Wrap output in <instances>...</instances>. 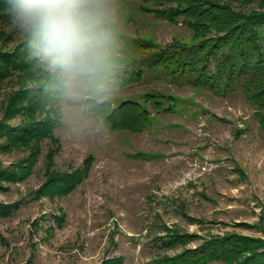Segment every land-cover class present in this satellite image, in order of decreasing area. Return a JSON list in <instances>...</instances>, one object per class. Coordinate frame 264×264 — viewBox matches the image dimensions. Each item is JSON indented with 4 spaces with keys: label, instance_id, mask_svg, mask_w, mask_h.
<instances>
[{
    "label": "rangeland",
    "instance_id": "obj_1",
    "mask_svg": "<svg viewBox=\"0 0 264 264\" xmlns=\"http://www.w3.org/2000/svg\"><path fill=\"white\" fill-rule=\"evenodd\" d=\"M117 4L127 72L143 70L140 79L120 84V102L141 101L152 118L140 131L109 128L79 137L51 104L34 116L21 110L6 119L11 99L35 80L18 73L0 82V120L14 127L49 112L58 120L43 138L0 149V168L29 159L24 178L0 190V202L19 204L0 216V264H157L215 235L264 239V126L255 107L241 88L217 93L147 67L155 52L175 40L190 44L196 34L146 11L144 0ZM258 4L233 3L246 10ZM20 46L0 21V50ZM157 92L175 96L172 111L146 101ZM75 172L85 176L71 192L44 190L55 175Z\"/></svg>",
    "mask_w": 264,
    "mask_h": 264
},
{
    "label": "trees",
    "instance_id": "obj_2",
    "mask_svg": "<svg viewBox=\"0 0 264 264\" xmlns=\"http://www.w3.org/2000/svg\"><path fill=\"white\" fill-rule=\"evenodd\" d=\"M254 1L144 0L146 11L173 23L183 22L197 37L190 44L175 40L167 48L155 52L148 59L147 67L154 70L162 67L168 74L183 76L189 83L205 85L217 93H229L241 88L264 126V0H259L257 8L249 10L233 5L234 2L243 5L244 2L250 4ZM152 3L153 6H150ZM0 21H4L3 16H0ZM20 50L21 46L12 51L0 50V82L18 73L24 81L35 80L34 66L25 64L24 54ZM142 74L141 69L127 72L125 77L120 76L118 83L125 79L124 84H127L140 79ZM16 94L11 99L6 119L12 116V112L21 110L34 116L35 111L45 109L48 104L52 106L50 111L56 112L50 99L35 91V83ZM166 100L170 104L164 107ZM146 101L157 106L159 111H172L176 98L172 94L157 92L147 94ZM17 105L18 109H15ZM111 110L112 105L101 104L97 116L106 120ZM51 112L45 120L33 117L30 122L14 127L5 119L0 120V139H4L0 149L28 144L50 134L58 124ZM151 114L141 101L125 99L112 112L111 129L140 131L150 122ZM28 162L29 159H26L19 168H0V190L8 188L3 182L23 179L26 174L23 169ZM84 176V172L55 175L47 181L44 190L67 194L76 188ZM18 207L16 202H0V216L11 215ZM212 261L222 264H264V239L235 233L215 235L204 239L202 245L185 249L175 257L159 260L157 264H210Z\"/></svg>",
    "mask_w": 264,
    "mask_h": 264
},
{
    "label": "clouds",
    "instance_id": "obj_3",
    "mask_svg": "<svg viewBox=\"0 0 264 264\" xmlns=\"http://www.w3.org/2000/svg\"><path fill=\"white\" fill-rule=\"evenodd\" d=\"M117 0H0V16L19 36L35 91L49 98L61 123L79 137L111 130L129 56L119 32ZM29 90V88H28ZM101 104L112 105L105 119Z\"/></svg>",
    "mask_w": 264,
    "mask_h": 264
}]
</instances>
